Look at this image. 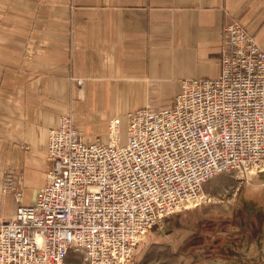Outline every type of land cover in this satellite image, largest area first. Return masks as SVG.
<instances>
[{
	"label": "built area",
	"instance_id": "1",
	"mask_svg": "<svg viewBox=\"0 0 264 264\" xmlns=\"http://www.w3.org/2000/svg\"><path fill=\"white\" fill-rule=\"evenodd\" d=\"M222 33L217 78L183 80L171 107L110 121L107 142L86 144L71 115L59 118L35 203L0 219V264H65L70 253L82 264H132L150 232L214 201L213 178L264 174V50L238 22ZM16 188L6 174L3 191Z\"/></svg>",
	"mask_w": 264,
	"mask_h": 264
},
{
	"label": "crops",
	"instance_id": "2",
	"mask_svg": "<svg viewBox=\"0 0 264 264\" xmlns=\"http://www.w3.org/2000/svg\"><path fill=\"white\" fill-rule=\"evenodd\" d=\"M232 22L264 50V0H0V219L35 203L61 116L91 144L127 112L171 107L183 80L219 76ZM8 173L17 188L4 192ZM239 231L257 236L219 255L172 250L179 264H264L262 229Z\"/></svg>",
	"mask_w": 264,
	"mask_h": 264
},
{
	"label": "rangeland",
	"instance_id": "3",
	"mask_svg": "<svg viewBox=\"0 0 264 264\" xmlns=\"http://www.w3.org/2000/svg\"><path fill=\"white\" fill-rule=\"evenodd\" d=\"M205 191L214 201L177 212L162 231L150 232L135 251L132 264L140 261L151 244L169 245L176 252L184 251L188 258L203 257L222 254L230 247L228 243L241 241L242 227L261 228L264 232V174L244 184L229 174L218 175ZM246 242L249 243L247 239Z\"/></svg>",
	"mask_w": 264,
	"mask_h": 264
},
{
	"label": "trees",
	"instance_id": "4",
	"mask_svg": "<svg viewBox=\"0 0 264 264\" xmlns=\"http://www.w3.org/2000/svg\"><path fill=\"white\" fill-rule=\"evenodd\" d=\"M242 195L243 190H238ZM179 255L174 253L171 246L151 244L143 254L138 264H179Z\"/></svg>",
	"mask_w": 264,
	"mask_h": 264
},
{
	"label": "flooded vegetation",
	"instance_id": "5",
	"mask_svg": "<svg viewBox=\"0 0 264 264\" xmlns=\"http://www.w3.org/2000/svg\"><path fill=\"white\" fill-rule=\"evenodd\" d=\"M242 228H245V227H242ZM252 234L253 233H247V234L246 233H242V236H240V237H242V241L246 242V239H247L248 242L250 243V242L254 241V238H253Z\"/></svg>",
	"mask_w": 264,
	"mask_h": 264
}]
</instances>
